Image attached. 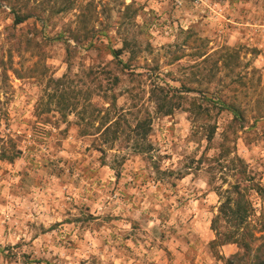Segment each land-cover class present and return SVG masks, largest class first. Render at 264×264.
Instances as JSON below:
<instances>
[{
  "label": "rangeland",
  "instance_id": "1",
  "mask_svg": "<svg viewBox=\"0 0 264 264\" xmlns=\"http://www.w3.org/2000/svg\"><path fill=\"white\" fill-rule=\"evenodd\" d=\"M12 7L33 17L12 28ZM87 32L100 37L91 49L71 38ZM126 41L120 62L110 51ZM93 68L104 69V91L127 119L104 152L81 135L98 123L79 122L77 111L61 120L49 106L65 75L66 97L83 111ZM153 80L231 96L238 86L247 127L236 151L264 186V0H0V135L22 151L0 161V264H232L238 247L219 236L224 223L213 227L232 179L212 157L233 117L212 112L218 128L208 143L188 111L202 95L189 92L159 116ZM147 113L151 151L140 155L127 135Z\"/></svg>",
  "mask_w": 264,
  "mask_h": 264
},
{
  "label": "trees",
  "instance_id": "2",
  "mask_svg": "<svg viewBox=\"0 0 264 264\" xmlns=\"http://www.w3.org/2000/svg\"><path fill=\"white\" fill-rule=\"evenodd\" d=\"M11 10L14 17L12 28H17V26L33 17L30 11H21L15 7H12ZM59 38H63V35H60ZM71 38L77 45L82 46V48L84 46L86 49L95 47L100 40L99 36L95 34L89 36L88 32L80 36L73 34ZM7 41L9 42L10 40ZM13 45L21 46V43L17 44V42H14ZM71 46L69 44L68 49ZM128 46L129 42L126 41L122 48H111V55L114 59L122 62L120 57L127 51ZM200 55L204 57L207 54ZM234 55L236 54L232 51V57ZM229 57L231 59L230 53ZM177 59H181V57L177 56ZM207 60H209V56L203 59L204 62ZM130 68L131 65L129 63L124 64V70H129ZM13 72L16 73V70L13 69ZM104 72V69L96 70L93 68L89 70L88 75L92 77V86L94 88H91L90 85L85 98L87 105L83 111L78 110L80 100H76L75 97L76 101L72 103L66 97L68 93L65 89V83H63V78L67 77L65 75L61 79L56 80L58 83V86H56L57 95L56 93L49 95V106L54 102V106L57 108L56 111L61 115V120H65L68 114L77 111L79 122H84L88 127L98 123L94 131L82 129L81 135L97 138L100 148H102L101 152L113 149L123 134L122 122L127 120L125 112H120L117 109V97L115 94L108 95L104 91L101 80ZM113 78L114 85H118L120 82L119 77L114 76ZM207 84H212V79H209ZM236 84H240L242 88H245V83L242 79L236 80ZM204 88L203 91L194 89L189 87L186 82H183L181 87H174L168 83L160 84L153 80L149 98L155 104V113L166 117L172 115L176 109L182 106L185 94L199 92L203 97L202 102L194 99L190 103L188 111L194 124V134L202 133L208 143L213 141L218 128L216 124L212 123V112L217 109L219 111H227L232 115L233 118L226 128V131H232V137L226 131L222 133L223 140L217 148V154L212 157V160L218 165L221 175L224 178L232 179L229 181L228 189L222 191L223 199L219 206L218 214L213 219V227L214 230H217V227H222L224 223L227 229L226 233L224 235L219 234V236L223 237L224 242H231L238 247V251L232 255L230 260L232 264H264V186L251 173L246 161L236 151L235 141L238 133H244L247 127L245 111L237 103L238 86H232V96L229 93L226 95L221 90L216 89L214 92H210L208 87ZM227 88L229 89L230 87ZM96 98H100L105 103L101 106L99 103L96 104L94 101ZM152 130L153 116L150 113L136 118L132 135H127L128 140H132L131 146L136 154L144 155L150 153L151 143L148 141V137L151 135ZM227 141L232 142V145L227 144ZM20 154H22V151L18 149L17 144L9 135H0V161L14 163ZM253 198H257L260 202L254 201ZM256 204L259 205L256 206Z\"/></svg>",
  "mask_w": 264,
  "mask_h": 264
}]
</instances>
